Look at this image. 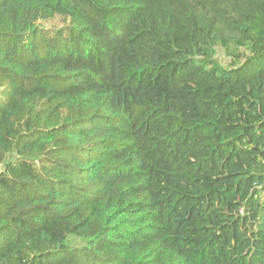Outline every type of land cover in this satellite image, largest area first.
<instances>
[{"label": "trees", "instance_id": "16d2710c", "mask_svg": "<svg viewBox=\"0 0 264 264\" xmlns=\"http://www.w3.org/2000/svg\"><path fill=\"white\" fill-rule=\"evenodd\" d=\"M0 264H264V0H0Z\"/></svg>", "mask_w": 264, "mask_h": 264}, {"label": "rangeland", "instance_id": "374dc122", "mask_svg": "<svg viewBox=\"0 0 264 264\" xmlns=\"http://www.w3.org/2000/svg\"><path fill=\"white\" fill-rule=\"evenodd\" d=\"M218 59L225 65H228L229 62V58L226 56L225 52L222 50H219L218 54H217Z\"/></svg>", "mask_w": 264, "mask_h": 264}]
</instances>
